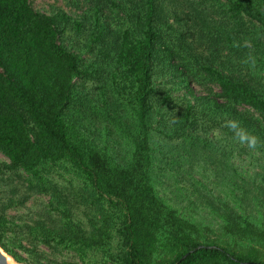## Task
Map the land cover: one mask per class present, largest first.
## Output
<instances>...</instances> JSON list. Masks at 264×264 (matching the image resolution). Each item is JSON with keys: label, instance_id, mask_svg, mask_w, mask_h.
<instances>
[{"label": "trees", "instance_id": "1", "mask_svg": "<svg viewBox=\"0 0 264 264\" xmlns=\"http://www.w3.org/2000/svg\"><path fill=\"white\" fill-rule=\"evenodd\" d=\"M73 1L0 0V249L16 264H264V147L224 127L264 142V0ZM170 174L185 206L165 198Z\"/></svg>", "mask_w": 264, "mask_h": 264}, {"label": "rangeland", "instance_id": "2", "mask_svg": "<svg viewBox=\"0 0 264 264\" xmlns=\"http://www.w3.org/2000/svg\"><path fill=\"white\" fill-rule=\"evenodd\" d=\"M31 1V4H32V7L34 8V10L38 11V12H41V13H44V14H49L51 13L52 11L56 10L57 8H61V9H64L66 10L67 12L69 13H79L77 12L76 10H74V7L72 6L71 7V4L75 3L73 0H30ZM194 90L198 93L199 91V88L198 87H195ZM6 161L2 156H0V164L2 162ZM180 171L179 172H175L172 174V175H179ZM170 174V181H169V190H166L165 191V198L167 200L169 199H173V196L170 195V192L173 190L175 193H178L180 194V196L182 195H185V200L182 202L181 199V203L180 204L181 206H185L187 203H188V197L187 195L190 194V192H187L185 190L186 187H188L187 183H182V184H177L176 182L178 180H180V177H178V179H176V181L174 182V184L178 185V186H184L182 191H180L179 189L175 190L173 188V179H172V175ZM1 196H6L4 193L1 194ZM179 196V198H180ZM47 203V197H33L32 200H30V202L27 203L26 207L24 209H21L18 211V214L20 215V217H22V220L24 221H29L30 219L32 218H35L36 215H37V212H39L40 210L43 209L44 205ZM172 203V202H171ZM59 260H66L68 259L69 261V257L68 256H62V257H58ZM14 264H16L14 261H13Z\"/></svg>", "mask_w": 264, "mask_h": 264}, {"label": "clouds", "instance_id": "3", "mask_svg": "<svg viewBox=\"0 0 264 264\" xmlns=\"http://www.w3.org/2000/svg\"><path fill=\"white\" fill-rule=\"evenodd\" d=\"M224 127L228 128L233 134L235 141L241 146H246L249 150L253 151L258 147H264V142L260 141L257 136L242 127L239 121L233 119L226 120Z\"/></svg>", "mask_w": 264, "mask_h": 264}, {"label": "water", "instance_id": "4", "mask_svg": "<svg viewBox=\"0 0 264 264\" xmlns=\"http://www.w3.org/2000/svg\"><path fill=\"white\" fill-rule=\"evenodd\" d=\"M5 256L7 255L0 249V264H8Z\"/></svg>", "mask_w": 264, "mask_h": 264}, {"label": "bare ground", "instance_id": "5", "mask_svg": "<svg viewBox=\"0 0 264 264\" xmlns=\"http://www.w3.org/2000/svg\"><path fill=\"white\" fill-rule=\"evenodd\" d=\"M5 258L8 264H14L13 260L10 257L5 256Z\"/></svg>", "mask_w": 264, "mask_h": 264}]
</instances>
